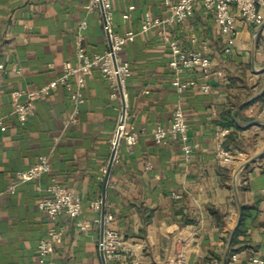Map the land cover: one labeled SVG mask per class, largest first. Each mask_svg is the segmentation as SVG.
<instances>
[{"label":"crops","instance_id":"crops-1","mask_svg":"<svg viewBox=\"0 0 264 264\" xmlns=\"http://www.w3.org/2000/svg\"><path fill=\"white\" fill-rule=\"evenodd\" d=\"M110 2V34L136 33L121 55L132 70L125 86L127 113L140 136L131 148L122 143L106 187L105 210L115 216L114 226L132 252L122 264H165L181 235L186 245L198 243L190 247L185 264H249L253 256L264 257L262 28L237 19L236 44L226 54L214 15L200 5L186 24L170 27L162 35L161 29L142 33L141 25L145 14L162 19L170 15L164 0ZM126 14L130 15L127 20ZM84 21L88 53H106L110 43L104 14L89 12L87 2L0 0V63L4 65L0 118L7 127L0 128V264H39L38 244L52 226L65 229L55 248V264H103L100 224L84 233L79 223L101 217L92 203L103 199L111 140L123 101L111 97L109 83L95 69L85 78V101L77 111L67 91L59 88L35 103L34 115L26 124L19 123L13 113L15 91L43 87L60 77L65 67L77 66L74 40ZM165 37L192 51L201 49V41L208 43L213 68L221 72L209 81L210 93L176 91ZM72 82L76 83L75 77ZM246 105L245 110L256 117L251 122L237 116ZM177 107L183 109L189 124L190 157L177 143H155V128H170ZM227 114L234 121L229 128L221 126ZM222 129L229 133L219 141ZM219 148L232 155L229 164L220 163ZM43 156H48L51 172L11 195V179ZM53 181L80 195L83 213L79 218L62 217L54 224L39 210ZM243 212L244 226L233 247ZM190 229L195 237L184 235Z\"/></svg>","mask_w":264,"mask_h":264},{"label":"built area","instance_id":"built-area-1","mask_svg":"<svg viewBox=\"0 0 264 264\" xmlns=\"http://www.w3.org/2000/svg\"><path fill=\"white\" fill-rule=\"evenodd\" d=\"M88 3V11H102L105 18V30L111 31L113 24V8L110 0H82ZM165 5L170 10V15L166 18H156L150 14H145L141 32L147 33L153 29H161V34L170 27L186 24L194 15L197 5L202 6L207 13L215 17V24L224 38L225 53L231 54L237 40L236 22L237 19L248 25H255L262 28L264 34V0H164ZM135 8L130 7V11ZM124 19H129L130 15L126 14ZM87 22H82L75 35V56L78 61L75 67H65L64 73L57 79L34 90L15 91L14 115L18 122L26 124L34 115L35 103L47 99L53 92L63 88L70 96L75 106V111L84 103L83 88L85 78L93 70L101 72L102 78L106 80L111 88V97L122 100L126 104V113H122L117 125L114 137L111 140L112 149L116 150L114 162L120 158L119 149L122 143L129 148L133 147L138 139L139 132L133 124H130L128 110V94L125 90L126 82L132 76L130 64L122 57L125 46L134 42L136 33L128 31L123 35H111V47L104 53H88L85 42L84 31L87 29ZM170 48L169 67L172 71V86L180 94L198 89L204 93H210L212 86L209 81L220 76L213 68L212 60L208 55L209 45L201 41L199 51L186 50L177 40L165 37ZM193 41L196 37L193 36ZM4 70V65L0 63V72ZM199 73L200 77H197ZM188 76L184 79V76ZM76 78V83L72 78ZM119 79V80H118ZM123 112V108H122ZM0 128L5 131L3 118H0ZM229 133L228 129H222L217 134V139L222 141ZM155 143L158 146H166L170 143H177L187 157L193 152V146L190 144L189 124L186 115L181 107L173 112L172 123L170 128L158 125L154 130ZM221 164H229L232 161V155L220 149L217 152ZM51 172V165L48 156H43L34 166L19 171L15 180L12 182L8 192L13 195L16 193L19 185L37 181ZM48 196L43 198L39 204V210L45 213L50 221L54 224L64 217L70 220L79 218L83 213V202L80 195L59 185L55 181L48 187ZM94 212L99 216L102 212V202L95 200L92 203ZM116 218L112 213L105 214V231L103 241L99 244L100 252H103L107 264H122L132 256L129 246L126 245L123 234L114 226ZM93 224H101V217L94 221H83L79 223L82 232H89ZM65 229H57L55 226L50 227L44 238H42L37 247L39 264H55L53 255L56 246L62 241ZM189 235L195 237V232L190 229ZM187 235V236H189ZM196 241L186 245V237L181 235L176 238L172 247V257L165 264H185L187 261L190 247L197 245ZM249 264H264V257L253 256L249 259Z\"/></svg>","mask_w":264,"mask_h":264},{"label":"trees","instance_id":"trees-1","mask_svg":"<svg viewBox=\"0 0 264 264\" xmlns=\"http://www.w3.org/2000/svg\"><path fill=\"white\" fill-rule=\"evenodd\" d=\"M257 101H258V100H257ZM257 101H253V102H251V104H254V103H256ZM249 104H250V103H249ZM247 107H248V105L244 106L240 111H238L237 116L240 117V118H241L242 120H244L245 122H251V121H253L256 117H255V115H254L253 113L248 112V111L245 110V109H247ZM233 122H234V121H233V119H232V117H231V114H227V115H225V116H223V117L221 118V126H223V127H225V128H229V127H231V126L233 125ZM16 175H17V174H16ZM16 175L11 179V183L15 180ZM24 184H25V183H24ZM21 185H23V184H21ZM21 185H19V187H20ZM10 186H11V185H10ZM19 187H18L16 193L18 192ZM16 193H15V194H16ZM15 194H13V195H15ZM92 208H93V207H92ZM244 216H245V214H244V212H243V218H242V221H241V223H240L239 229L237 230V232H236V234H235V237H234V240H233V247L236 246V244H237V238H238L239 234L241 233L242 228H243V226H244V222H245V218H244Z\"/></svg>","mask_w":264,"mask_h":264},{"label":"water","instance_id":"water-1","mask_svg":"<svg viewBox=\"0 0 264 264\" xmlns=\"http://www.w3.org/2000/svg\"><path fill=\"white\" fill-rule=\"evenodd\" d=\"M108 39H109V43H110V47H111V35L110 34L108 35ZM125 113H126V104L123 102V112H122V116L123 117H124ZM115 153H116V150L114 149L112 151V153H111V157H110V160H109V164H108L107 172H106V176H105V181H104V193H103V199H102V206H103V208H102V212H101V224H100V240H101V242L103 241L104 231H105L106 187H107V182H108V179H109L110 171H111V168H112L113 163H114ZM240 222H241V219H239V223ZM101 259H102V263L103 264H107L103 252H101Z\"/></svg>","mask_w":264,"mask_h":264},{"label":"bare ground","instance_id":"bare-ground-1","mask_svg":"<svg viewBox=\"0 0 264 264\" xmlns=\"http://www.w3.org/2000/svg\"><path fill=\"white\" fill-rule=\"evenodd\" d=\"M190 231V230H189ZM189 231H184V235H188L190 232Z\"/></svg>","mask_w":264,"mask_h":264}]
</instances>
